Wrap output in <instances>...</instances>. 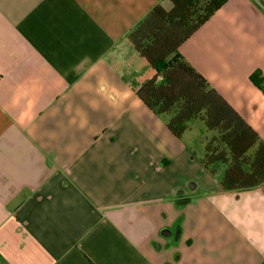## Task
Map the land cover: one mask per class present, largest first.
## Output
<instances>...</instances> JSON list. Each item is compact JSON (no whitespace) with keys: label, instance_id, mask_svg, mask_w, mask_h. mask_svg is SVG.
Returning <instances> with one entry per match:
<instances>
[{"label":"crops","instance_id":"obj_1","mask_svg":"<svg viewBox=\"0 0 264 264\" xmlns=\"http://www.w3.org/2000/svg\"><path fill=\"white\" fill-rule=\"evenodd\" d=\"M161 1L0 0V264H264V182L222 191L204 125L176 139L104 61ZM178 53L264 141V0Z\"/></svg>","mask_w":264,"mask_h":264},{"label":"trees","instance_id":"obj_2","mask_svg":"<svg viewBox=\"0 0 264 264\" xmlns=\"http://www.w3.org/2000/svg\"><path fill=\"white\" fill-rule=\"evenodd\" d=\"M228 0H162L104 56L132 93L176 139L191 122L204 125L200 163L219 176L222 191L264 182V141L178 53ZM250 81L264 93L259 71Z\"/></svg>","mask_w":264,"mask_h":264},{"label":"rangeland","instance_id":"obj_3","mask_svg":"<svg viewBox=\"0 0 264 264\" xmlns=\"http://www.w3.org/2000/svg\"><path fill=\"white\" fill-rule=\"evenodd\" d=\"M160 119V121L163 123L164 120L160 117H158ZM194 132L192 133L190 139H187V140H184L185 141H188V142H195L196 139H197V136L199 135V132L198 130L194 129L193 130ZM179 142V141H178ZM183 142V141H182ZM162 143V142H161ZM176 153H177V156H176V160H173V163L175 165V169H176V175L178 176L177 179L178 180H182V175L183 173L184 174H188L191 172V166L190 165H186L185 166V159L184 157L182 156V154L180 153V150L177 149L176 150ZM198 150H196L195 147H193V150H192V154L191 156L193 157L194 155L197 157L198 156ZM184 182V181H183ZM182 199H186V197H183V198H179V200L181 201ZM179 203V202H178ZM175 235V233L173 234V236Z\"/></svg>","mask_w":264,"mask_h":264}]
</instances>
